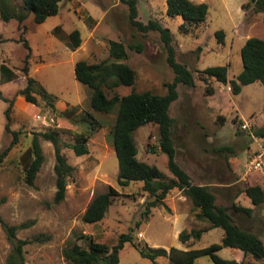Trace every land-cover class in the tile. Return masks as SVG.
Returning <instances> with one entry per match:
<instances>
[{
	"label": "rangeland",
	"instance_id": "374dc122",
	"mask_svg": "<svg viewBox=\"0 0 264 264\" xmlns=\"http://www.w3.org/2000/svg\"><path fill=\"white\" fill-rule=\"evenodd\" d=\"M135 1L138 21H157L168 28L176 60L194 75L195 86L180 84L179 98L170 109L178 164L193 184L210 188L217 205L226 207L236 224L264 243V204L254 206L245 193L248 187L264 189V177L247 169L249 152L257 148L254 139L264 128V86L257 82L235 95L231 84L243 71L241 50L247 40H264V14L253 7L245 9L249 0H191L208 4L209 14L205 22L185 31L181 16L167 15V0ZM20 6L21 1L15 2L16 9ZM130 11V5L122 0H63L58 15L43 24L35 23L33 15L21 24L16 20L6 23L0 17V67L6 65L17 74L11 82L0 74V90L13 100L10 132L6 131L10 104L0 100V155L13 143V132L18 133L17 142L0 163V199H5L0 218L9 226L32 224L16 234L17 240L29 242L23 249L25 264H71L64 257L67 247L77 244L87 248L92 238L112 248L124 234L133 240L120 252L119 264H170L168 258L152 263L140 250L204 249L220 244L225 235L223 229H213L201 240L184 244L180 241L183 231L204 229L209 223L197 218L192 200L183 191L172 190L163 205L147 214V204L154 197L144 190V183L119 184V162L112 141L117 111L106 114L91 108L92 91L77 81L75 65L81 60L90 64L112 61L110 43L121 42L128 57L120 62L134 69L137 79L133 87L107 90L108 96H126L133 91L167 94L166 85L174 81L175 74L168 64L166 46L159 32L137 30L130 22ZM75 30L80 31L82 43L72 51L67 44ZM218 31L225 33L223 42L216 35ZM29 55L30 76L56 97L54 107L40 96L37 105L28 103L20 94L27 85L22 69ZM213 66L228 67V83L202 73ZM245 121L250 128L244 127ZM51 130L60 132L62 154L75 169L67 179L65 199L59 203L55 201V147L40 136ZM78 135L88 137L89 153L80 157L68 147ZM36 136L45 162L30 185L26 179L34 160ZM135 142L140 161L156 166L168 180L174 179L168 157L159 146L157 125L139 128ZM110 188L119 195L113 198L105 218L85 223L83 217L91 202ZM234 206L253 211L238 213ZM14 253V244L0 223V264H16L11 260ZM218 255L242 264H264V260L229 248ZM195 264L215 263L203 256Z\"/></svg>",
	"mask_w": 264,
	"mask_h": 264
},
{
	"label": "trees",
	"instance_id": "16d2710c",
	"mask_svg": "<svg viewBox=\"0 0 264 264\" xmlns=\"http://www.w3.org/2000/svg\"><path fill=\"white\" fill-rule=\"evenodd\" d=\"M21 1L20 8L14 7L15 2ZM63 0H0V17L3 22L9 23L12 20L23 23L30 15H33L37 24H43L50 17L59 13L60 3ZM130 5V22L142 33L159 32L168 51V64L175 74L172 83L166 85L167 94L156 95L151 92L139 93L133 91L129 95L108 96L107 90H114L119 87H133L137 74L129 65L120 61L126 60L128 55L123 43L111 41L110 56L112 61H103L97 64H90L87 61H78L75 65V77L78 82L92 91L91 108L95 112L110 114L117 111V118L112 130L113 146L119 162V184L129 186L132 182H143L144 190L154 197L147 204V214L152 208L163 205L164 200L174 189L183 191L188 196L197 210V218L209 223L204 229H194L190 232L183 231L180 234V241L184 244L190 240H201L204 233L213 229H223L225 235L220 244H213L204 249H191L187 251L172 247L170 252L163 248H152L149 251L140 250L143 258L156 263L159 258H168L170 264H195L196 260L208 256L215 264H242L235 260H226L218 255V252L225 248L235 251H242L245 256H252L256 260H264V243L254 233L247 231L235 223L228 209L218 206L216 195L208 186L195 185L192 183L189 174L177 162V150L174 146L173 130L174 119L170 115L172 104L179 98L178 86L184 84L189 87L195 86V79L192 71L186 65L176 60V52L172 45L173 36L168 28H164L159 22L151 21L144 24L138 21V11L135 0H122ZM253 7L257 13L264 14V0H249L244 5L245 9ZM209 14V6L206 3L195 4L191 0H167V15L171 18L181 16L184 20L182 29L189 31L193 25L206 21ZM56 31L58 28L55 29ZM217 37L224 41L225 33L218 31ZM26 47L30 49L27 42ZM82 43L80 31L75 30L69 35L68 47L76 51ZM243 71L232 81L233 93L239 95L242 88L254 83H261L264 86V40L250 38L241 50ZM30 55L27 57L26 65L22 69L27 77L26 88L20 94L28 103L37 105L40 96L42 100L54 107L56 97L49 93L45 87L35 78L30 76L29 67ZM228 67L213 66L202 71L207 78H213L220 83H228ZM3 74L7 82L13 81L17 74L6 65L0 67V74ZM1 74V75H2ZM0 100L10 105L6 111V131L10 132L12 121L13 100H9L0 90ZM155 124L159 127V146L161 151L168 157V168L174 179L167 177L156 166H151L140 161L138 148L135 142V133L142 126ZM258 137L264 138V128L257 132ZM13 143L0 155V163L7 156L18 140V133L13 132ZM45 140L53 143L55 147L57 164L55 172L57 175V188L55 201L62 202L66 196L67 179L74 173L67 158L62 154L60 132L57 130L40 133ZM77 156H84L89 153L88 137L78 135L75 143L68 145ZM32 150L34 160L27 171V182L33 185L36 177L45 162V156L39 138L33 139ZM246 195L251 199L254 206L264 204V189L261 186L248 187ZM119 193L110 188L107 193L99 194L89 205L83 221L94 224L102 221L113 201ZM5 199H0V207ZM236 212L250 214L253 210L246 207L234 206ZM0 223L7 230L10 240L14 244L15 253L11 257L16 264H25L23 249L29 243L24 240H17L16 234L19 229L30 227L31 223H24L20 226H9L1 218ZM132 236L124 234L120 237L117 245L110 248L106 244L89 239V246L83 248L80 245H73L64 250V257L71 264H119L120 252L127 243L132 242ZM12 262V263H13Z\"/></svg>",
	"mask_w": 264,
	"mask_h": 264
},
{
	"label": "built area",
	"instance_id": "2783aa9c",
	"mask_svg": "<svg viewBox=\"0 0 264 264\" xmlns=\"http://www.w3.org/2000/svg\"><path fill=\"white\" fill-rule=\"evenodd\" d=\"M245 128L248 127V123H244ZM257 144V148L249 152L247 169L250 172L259 173L264 177V138L257 137L254 139Z\"/></svg>",
	"mask_w": 264,
	"mask_h": 264
},
{
	"label": "crops",
	"instance_id": "0c3cea01",
	"mask_svg": "<svg viewBox=\"0 0 264 264\" xmlns=\"http://www.w3.org/2000/svg\"><path fill=\"white\" fill-rule=\"evenodd\" d=\"M232 250V249H231ZM233 251H235V250H233ZM240 252H242V251H240Z\"/></svg>",
	"mask_w": 264,
	"mask_h": 264
}]
</instances>
